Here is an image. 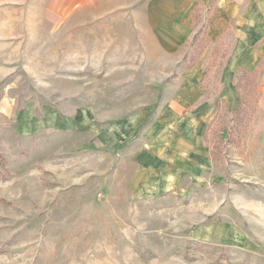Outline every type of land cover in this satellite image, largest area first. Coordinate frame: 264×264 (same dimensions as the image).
Returning a JSON list of instances; mask_svg holds the SVG:
<instances>
[{"label":"rangeland","instance_id":"obj_1","mask_svg":"<svg viewBox=\"0 0 264 264\" xmlns=\"http://www.w3.org/2000/svg\"><path fill=\"white\" fill-rule=\"evenodd\" d=\"M218 1L0 0V264H264V5Z\"/></svg>","mask_w":264,"mask_h":264},{"label":"crops","instance_id":"obj_2","mask_svg":"<svg viewBox=\"0 0 264 264\" xmlns=\"http://www.w3.org/2000/svg\"><path fill=\"white\" fill-rule=\"evenodd\" d=\"M164 1L168 3L170 2V0H164ZM176 3L179 4L178 10L186 9V11H190L194 8L196 0H176ZM255 4H259L263 6L264 0H219L215 7L214 14L212 15L218 24L217 33L216 36H214L215 39L218 38L220 33H222L226 29L227 25L229 24V21L237 18L239 20L245 21V23L242 22L243 23L242 25H244L243 27H250L253 29L254 24L253 22H249V17H250L249 14L251 12L259 13L258 9L254 7ZM262 6L260 7L261 11H262ZM241 12L244 13L243 18L240 17ZM248 44H257L256 49L258 53L264 56V34L260 35V37H258L256 40H250ZM247 65L249 66L250 64Z\"/></svg>","mask_w":264,"mask_h":264},{"label":"trees","instance_id":"obj_3","mask_svg":"<svg viewBox=\"0 0 264 264\" xmlns=\"http://www.w3.org/2000/svg\"><path fill=\"white\" fill-rule=\"evenodd\" d=\"M200 32H201V29H199V30L197 31V33L193 36V40H194V41L197 40V39L199 38V34H200ZM198 53H199V50H198V52L196 53V55H198ZM192 61H193V60H192ZM191 66H193V62L190 63V64H188V65H186V67H191ZM240 69L242 70V73H243V74H250V75H251V83H252V85L254 86V88H257V83H256V73L250 72V71H248L247 69H245V68H243V67H240ZM204 139H205V142L208 141L206 134H205V136H204ZM206 147H207L208 150H209V147H208L207 144H206ZM209 153H210V152H209ZM208 156H210V154H209Z\"/></svg>","mask_w":264,"mask_h":264}]
</instances>
